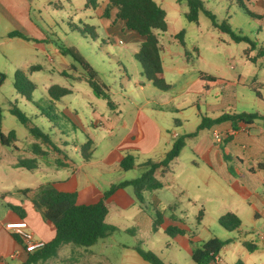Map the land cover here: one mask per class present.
I'll return each mask as SVG.
<instances>
[{
	"label": "crops",
	"instance_id": "0c3cea01",
	"mask_svg": "<svg viewBox=\"0 0 264 264\" xmlns=\"http://www.w3.org/2000/svg\"><path fill=\"white\" fill-rule=\"evenodd\" d=\"M95 1L96 4L92 7L87 0H0V58L9 60L10 65L7 68L12 75L16 71L26 73L35 86L34 90L51 106L45 114L40 107L41 99H31L30 95L27 100L15 89L11 95L15 103L22 100L29 103L31 117H47V124L50 126L47 132L51 141L49 144L42 143L33 136H26L16 126L5 125L4 110L10 113L12 103L7 101L9 106L6 107L0 103V130L3 134L13 131L16 137L13 145L6 146L11 147L10 150L0 144V264H9L8 260L23 264L29 259H33L29 264H112L114 256L110 252L111 245H104L106 252H102L101 249L94 250L96 243L87 248H79L80 246L70 243L62 244L57 248L55 255L38 260L35 256L41 249L25 252L19 238L5 229L6 223L24 220L27 224L24 231L29 233L33 240H42L45 244L53 238L54 231L19 190L38 188L40 185L51 183L58 191L77 193L78 204H91L88 203L89 200H100L111 185L135 179L136 177L128 174L130 171L145 170L143 164L148 161H161L179 137H184V145L178 157L168 169L160 168L154 173L161 183V188L151 194H145L146 200L147 197L157 195L158 191L164 188L163 179L167 178L166 186L170 190L168 208L171 213L168 218H163L160 226L165 230L172 224V219H175L174 224L182 226L185 223H177L178 220L182 221L184 217L194 218L193 229L185 228L190 235L187 233L169 236L173 243L179 249L185 250L189 256L194 247L213 237L217 238L202 219L209 212L217 220L222 214L219 206L207 209L205 203L209 201L204 194L194 193L190 188L193 185L200 189L201 184L196 179L201 176L203 185L209 188L213 196L218 197L219 193L223 192L221 189L229 192L228 212L234 213L241 220L240 227L234 231L237 236L220 235L221 240L227 243L217 255L219 261L210 264H235L238 260L244 264H264V25L261 23L264 18V0H248L247 7L252 15H248L235 0H224L229 3L228 8L235 6L236 13L245 17L241 21L242 27L236 20L228 17L231 29L241 36H246L252 43H236L228 34V38L220 35L217 44L230 46L233 42L238 49L235 53L228 51L223 63L217 60L209 63L213 65V73L201 69L197 64L196 67L193 55L187 50L185 42L183 48L187 57L184 52H170L169 60L164 61L163 46L160 44L158 33L154 31L161 47L162 78L165 79L166 71L174 75L172 81H167L170 89H157V92H154L153 89L156 88L151 83L145 81L140 66L134 59V54L144 38L127 30L123 21L115 20V9L110 11L108 17L103 15L108 0ZM153 1L164 11L166 8H174V5H186L185 1ZM185 7L184 15L188 11V7L187 10ZM200 14L204 15L199 13L195 23L197 25ZM64 17L70 24L73 23V18H77L82 27L93 28L94 24H97L107 33L108 40L124 45L129 56L138 65L139 68L132 66V69L140 76L130 84L131 78L125 67L120 60L117 61L127 82L125 84L121 81L119 89L116 90L108 87L112 107H109L104 99L94 96L82 72H66L65 68L71 65L64 59L60 47L54 45L48 37V33L55 35L52 27L57 25L56 20L59 19L63 24ZM165 18L167 19V15ZM14 31L29 39L8 36ZM118 33L122 34L124 39L117 37ZM191 51L197 54V48L192 47ZM57 59L63 67L61 70L50 64ZM31 67L34 69L30 70ZM44 74V79L38 77ZM200 74L215 79L208 82L201 79ZM82 81L90 90H85L80 85ZM51 86L66 88L70 92L58 100H53L48 94ZM116 94L120 100H113L112 96ZM80 98L82 102L86 101L80 107L82 116L77 112V102ZM100 100H104V104ZM239 113L256 114L257 118L247 122L224 120L201 130L197 129L203 118L216 119L225 114ZM53 115H61L69 121L75 129L84 134V139L58 129L53 122ZM88 127L93 131L94 138L87 135ZM53 128L56 131H51ZM97 128H105L109 131L108 136L117 137V140L109 143L107 150L99 157H94V151L102 140L97 139L94 132ZM216 132L220 133V142L214 140ZM20 136L28 141L26 145H22ZM87 139L92 141V150L90 158L84 160L80 154V146ZM34 145L44 154H34ZM187 152L189 156L182 160V155ZM125 156L133 159L134 167L129 170L120 167V162ZM20 158L34 159L36 168L29 171L18 166ZM76 162H79V165ZM47 169L54 173L50 182L38 176L40 170ZM81 173L83 177L78 178ZM184 173L188 174L182 182L179 177ZM104 202L108 210L105 223L114 227V231L108 236L117 229L132 233L134 228H140L137 219L143 214L144 207H140L136 202L132 190H127V187L116 189ZM151 203L162 202L155 199ZM8 205L19 206L23 211L15 212ZM111 206H115L116 211L112 221L108 222ZM199 213L201 216L197 220ZM244 219L248 220L246 225L242 221ZM244 242L254 244L255 249L247 250L243 246ZM121 246L124 254L120 264H150L142 259L134 246Z\"/></svg>",
	"mask_w": 264,
	"mask_h": 264
},
{
	"label": "trees",
	"instance_id": "16d2710c",
	"mask_svg": "<svg viewBox=\"0 0 264 264\" xmlns=\"http://www.w3.org/2000/svg\"><path fill=\"white\" fill-rule=\"evenodd\" d=\"M89 5L94 7L95 0H87ZM177 2L185 1L188 11L185 13V18L189 22L197 23L199 13H203L211 23L213 28L226 33L234 42H248L252 43L246 36H241L235 33L228 23V19L218 22L215 15L208 11L202 0H176ZM239 6L248 14L252 15L247 7L248 0H235ZM115 9V20L124 22L125 28L144 38V41L139 45L138 51L134 54V59L139 64L142 76L145 81L152 84L158 90L167 91L170 85L162 78V63L160 57L161 47L158 38L154 31L165 32L167 30L165 11L157 5L153 0H108L104 9L103 15L108 17L110 11ZM85 28V27H84ZM86 30V29H84ZM8 36L21 37L29 39L27 36L14 31ZM184 32L181 30L175 34V38L179 40L182 47ZM196 50V49H195ZM62 55H68L72 60L79 64L82 69V76L89 85L94 96L102 98L106 101L109 107H112V99L107 85L101 82L97 76L96 71L84 59V57L74 47L60 48ZM187 57V52L184 50ZM31 67L30 70H33ZM3 75L0 74V83ZM200 78L213 82L215 78L209 75L200 74ZM13 88L17 93L30 99L31 93L34 91V84L28 79L27 74L22 71H16L13 75ZM70 91L59 86H51L48 89V94L53 100H58L60 97L68 94ZM18 122L29 126V133L42 143H49V135L36 126H32L30 118H28L15 105H11L9 109ZM257 118L256 114H225L216 119L203 118L198 126V130L209 127L211 124H216L224 120L231 122L242 121L247 122ZM1 125V114H0ZM194 135V134H192ZM16 137L13 131L3 134L0 130V144L3 146H11L15 142ZM184 145V137L177 138L171 149L165 154L164 158L159 162L148 161L143 164L145 170L135 179L123 181L118 184L111 185L109 189L104 192L102 198L91 204H78L77 193L62 192L55 189L51 183L40 185L38 188H25L19 190V193L30 201L32 207L37 211L42 220L46 222L54 231L53 238L45 244L46 246L39 251L35 259L48 258L55 255L56 250L62 244H73L80 247H90L94 245L99 239H102L112 231L114 227L105 223L107 215V207L105 199L116 189L131 187L133 196L140 207L146 204V193H153L161 188V183L154 176L157 169H168L172 162L178 157ZM38 146L32 147L34 154H44L38 150ZM92 141L87 139L85 143L80 146V154L82 159L87 160L91 156ZM18 166L23 167L29 171L36 168L34 159L20 158L17 162ZM120 167L124 170H129L134 167L133 159L130 156H125L121 162ZM155 212V219L153 221V229L156 230L163 222L162 213L158 210L156 203H151ZM13 211L21 210L19 206L8 205ZM23 211V210H21ZM23 215V213H21ZM201 213L198 214L197 220L200 219ZM175 219H172V224L168 225L164 232L168 236L189 234V231L181 226L174 224ZM218 224L226 231H235L241 225V220L234 213L228 212L217 218ZM177 223H182L178 220ZM227 241L213 237L198 246L194 247L191 252V260L194 264H210L214 258L219 254L221 249L226 245ZM247 250L252 251L255 245L252 243H243ZM137 253L143 260L150 264H164L161 259L153 252L146 251L135 247ZM33 259H29L23 264L32 263ZM235 264H244L238 260Z\"/></svg>",
	"mask_w": 264,
	"mask_h": 264
},
{
	"label": "rangeland",
	"instance_id": "374dc122",
	"mask_svg": "<svg viewBox=\"0 0 264 264\" xmlns=\"http://www.w3.org/2000/svg\"><path fill=\"white\" fill-rule=\"evenodd\" d=\"M204 3L205 8L213 13L215 15V18L218 22H221L228 17H230L232 20H236L238 22V25L242 27V20L245 18L243 15H238L236 13L235 6L231 5L230 8H228V2H224V0H202ZM184 6L187 10V5L181 4V5H174V8L168 9L166 8V23H167V30L165 32H159V40L160 44L163 46L162 53L164 55V61L169 60V54L170 52L176 53V52H184V48L180 44L179 40L174 37L176 33L179 31L184 32V42L186 43L187 50L191 52L193 55V61L195 62V65L197 64L201 69H204L205 71L214 72L213 65H210L209 63H213L214 60L219 61L220 63H223L225 59L227 58L228 51L230 52H237L238 46L236 43L231 42L230 46L227 45H220L218 43V37L220 35H223L228 38V35L225 33H221L218 29H215L211 26L210 20L205 17L204 15L200 14V21L199 25L189 22L184 15ZM64 22L61 24V21L59 19L56 20L57 25L52 27L53 32L55 35H51L48 33V37L53 41L54 45H58L60 48L63 47H74L83 57L84 59L92 66V68L96 71L97 76L99 80L103 83H105L109 88L111 87L113 90L119 89V86L121 85V81H123L125 84L127 82L126 76L122 73V68L119 64H117V61L120 60L122 65L125 67V70L127 71L128 75L130 76V84H133L134 79L139 78V74L132 69L133 67L137 66L134 59L129 56V52L125 49L124 45L118 44L117 41H111L107 38V33L97 26V24H94L95 27H82V25L79 24L77 18H73V23L70 24L69 21L64 17ZM261 23L264 25V18L261 20ZM75 25V26H73ZM86 29V30H84ZM244 29V26L243 28ZM117 37L123 38V35L118 33L116 35ZM192 47L197 48V54L195 55L194 52H192ZM64 59L66 62L71 65L68 68H65L67 73H73V71L82 72V69L79 64L75 63L72 58L68 55H64ZM60 60H54L53 63L50 64L55 67L56 69H63L61 66ZM3 63L4 65H2ZM10 62L9 60H3L0 58V74L3 75V78L0 83V103L1 105L9 106L8 102H11L12 105H15L20 111H22L28 118H30V112H29V103L22 100L21 102H14V99L11 95L14 93L13 88V75L11 74L10 70H8L7 67H9ZM196 65V67H197ZM133 66V67H132ZM139 68V67H138ZM36 74L34 75V77ZM44 75H38L41 79H44ZM174 75L171 74L169 71L165 72V82L172 81L174 78ZM56 79L57 77L54 76ZM35 79V78H34ZM181 82V79H180ZM168 83V82H167ZM80 85L85 90H90L88 85L82 81ZM40 87V86H39ZM38 87V88H39ZM110 88V89H111ZM154 92H157V89H153ZM40 91V89H39ZM90 92V91H89ZM19 94V93H18ZM19 98V97H18ZM17 98V99H18ZM41 99L40 100V107L43 109V112L45 114L48 113V109L51 107L46 102L45 99L42 98V96L39 95L37 90H34L31 93V99ZM113 100H120L119 97L114 95L112 96ZM20 99V98H19ZM84 99H87L84 97ZM86 101L82 102L81 98L77 102L78 108L77 112L80 116H82V108L81 105L85 103ZM100 102H103L104 100H100ZM26 105V107L24 106ZM4 107V106H3ZM89 111L90 108H87ZM91 113V112H90ZM4 120L5 125L12 127L16 126L20 129L22 133H24L26 136L32 137V134L29 133V126L23 125L20 122L17 121V119L11 115L10 113L6 112L4 110ZM104 117V116H103ZM9 119V120H8ZM64 118L61 115H53V122L56 125L58 129L61 131H64V133H67L69 135H76L82 137L84 135L80 132L79 129H75L69 121L65 120L66 123H64ZM30 122L32 126L38 127L43 132H48V124H47V117H31ZM18 131V130H17ZM51 131H56V129H51ZM87 135L90 138H94L93 131L90 127L86 130ZM94 132L97 134V139H101V142L98 145V148L94 151L93 156L99 157L101 153L104 152V150H107L109 147V143L112 144L117 140V137H109V131H107L105 128H97ZM18 133H20L18 131ZM21 137V143L22 145H26L28 141ZM72 139V138H69ZM68 139V141H69ZM75 142V140H73ZM223 145V144H222ZM1 146V145H0ZM3 146V145H2ZM26 147V146H25ZM9 148L11 147H4ZM187 155L189 156V153H185L182 155V160L187 159ZM79 162H76L77 165ZM70 171V168L68 169ZM144 170H138L134 169L130 171L128 174L134 177H138ZM189 173V172H188ZM188 173H184L182 176L179 177L180 181H184ZM41 179H47V181L50 182V179L54 177V173L50 170H40L38 173ZM83 177V173L78 175V178ZM193 178H196V176H193ZM197 181L200 182L201 187L198 190L195 188V186L191 185L190 188L194 193L200 192L201 194H204V196L208 199L209 202L205 203V207L207 209L214 208L215 205L219 206V211L222 213L221 215H224L228 213V209L230 208V196L229 192H224L223 189H221L223 192L219 193L218 197L213 196V194L209 191L208 187H205L203 185V177H197ZM167 178L163 179L164 188L158 191V194L152 195L151 197H147L146 204L143 208V214L138 217V225L140 228L137 230V228H134V231L132 233L125 232L122 229H117L111 236H108L103 239H99L96 244L94 245L95 249H101L102 252H106L105 248H103L104 245H111L112 249H110V252H112V255L114 256L112 258V264H120L122 263V255L124 254V250L122 248V244L127 246H134L141 248L146 251H151L155 253L164 264H194L189 256V254L183 250L179 249L176 244L173 243L172 239L167 236L164 233V229L162 226H158L156 230L153 229V221L155 219V212L153 210L151 202H153L155 199L157 202L159 200L162 202L161 204L157 203L158 210L162 213V216L164 219L168 218L171 211L168 208V200H170V190L166 186ZM168 182V181H167ZM105 189H107V185L105 184ZM127 190L131 191V187H127ZM60 191V190H59ZM62 191V190H61ZM64 192V191H62ZM218 192V190H217ZM99 198L91 199L88 203H94ZM116 208L115 206H111V213L108 217V222L112 221L113 214L115 213ZM117 221L122 224L120 220L117 219ZM203 223L209 228L214 235L217 236L218 239H221V234H231L232 236H237V234L234 231H231V233H228L223 229L217 222L214 215L207 212L202 219ZM244 222V225L248 223L247 219L242 220ZM182 222L185 223L182 224L181 227L184 228H191L192 224L194 222V218H182ZM130 225V224H128ZM130 227V226H128ZM162 227V228H161ZM176 238H180L179 236H176ZM83 248V247H79ZM221 255V254H220ZM9 264H17L15 262H11L8 260Z\"/></svg>",
	"mask_w": 264,
	"mask_h": 264
},
{
	"label": "built area",
	"instance_id": "2783aa9c",
	"mask_svg": "<svg viewBox=\"0 0 264 264\" xmlns=\"http://www.w3.org/2000/svg\"><path fill=\"white\" fill-rule=\"evenodd\" d=\"M214 140L216 142L221 141L219 132L214 133ZM26 227L27 224L24 220L9 222L5 224V229L19 238L20 242L24 245L25 252H34L35 250L42 249L45 246V242L42 240H33L32 236L24 231ZM218 261L219 259L216 256L213 262Z\"/></svg>",
	"mask_w": 264,
	"mask_h": 264
}]
</instances>
